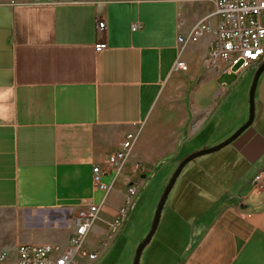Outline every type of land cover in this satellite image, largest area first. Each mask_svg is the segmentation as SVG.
<instances>
[{"label":"crops","instance_id":"0c3cea01","mask_svg":"<svg viewBox=\"0 0 264 264\" xmlns=\"http://www.w3.org/2000/svg\"><path fill=\"white\" fill-rule=\"evenodd\" d=\"M97 17L105 21L101 39ZM197 20L209 30L178 45L177 35ZM218 20L213 0H0V211L14 214L0 233L6 260H15L19 244L65 247L75 212L90 201L101 204L84 245L96 250L139 160L183 151L194 140L191 151L217 141L211 133L233 81L221 82L224 74L203 60ZM134 22L140 27L131 30ZM99 40L105 47L95 51ZM177 58L187 65L178 80L183 102L177 117H162L164 130L156 133L172 145L160 155L147 142L148 155L135 139L120 172L103 177L110 190L99 192L92 166L106 167L125 133L142 127V135L163 113L182 74L173 68ZM254 104V118L264 124V70ZM226 146L182 169L138 264H264V182L261 189L248 182L264 165V127L260 132L251 123ZM117 232L97 261L107 257Z\"/></svg>","mask_w":264,"mask_h":264},{"label":"built area","instance_id":"2783aa9c","mask_svg":"<svg viewBox=\"0 0 264 264\" xmlns=\"http://www.w3.org/2000/svg\"><path fill=\"white\" fill-rule=\"evenodd\" d=\"M214 11L219 20L210 29L212 39L208 44L203 60L206 66L213 68L218 74L234 76L231 84L250 68H256L264 60V0H213ZM105 21L97 17L95 32L99 39L103 34ZM140 27L138 22L131 24L130 29ZM209 30L204 20H197L190 27L185 36L177 35V44L195 43ZM105 42L97 41L93 48L100 51ZM174 69L185 71L187 65L177 58ZM136 139L135 132L125 133L119 147L107 157V166L93 165L91 168V181L96 190L106 194L111 183L103 180L107 174L113 177L120 172L124 159L129 153L132 143ZM248 182L255 189H261L264 182V165L256 169L249 177ZM136 194V184L130 181L126 185L124 200L116 209L113 217L107 222L106 237L99 241V248L106 244L108 238L122 226L129 207ZM100 203L87 202L74 214L73 227L68 237V243L60 248L48 243L19 244L15 248L16 264H85L94 262L103 255L99 248L90 250L84 245L85 237L98 217ZM7 258V252L0 250V262Z\"/></svg>","mask_w":264,"mask_h":264},{"label":"rangeland","instance_id":"374dc122","mask_svg":"<svg viewBox=\"0 0 264 264\" xmlns=\"http://www.w3.org/2000/svg\"><path fill=\"white\" fill-rule=\"evenodd\" d=\"M252 68L248 69L245 73H248L247 76L243 80V76L238 80V82H235L232 84L231 88L227 91L226 95L221 99L219 103V110H218V116L216 117V127L213 130V133L211 131L209 133L214 134L211 136V138L214 136V138L217 139L216 142L212 143L211 145L225 139L230 134H232L239 126H241L247 117V108H248V88L250 86L251 78H252ZM181 75L176 77L175 79V86L173 88V91L169 92L167 96H165L166 99L165 102H163V113H161L159 116L154 117V119L146 125V127L142 132V127H139L138 131L136 132V140H139V138L142 140V146L140 151L144 154H150V148L148 146H145V143L152 142V145L155 152L160 154L162 152V148L164 146L168 147V145H172L169 141L166 140L167 137L165 135L156 136V133L159 131V128L162 130L163 127L159 123L162 121V117L164 116H170V117H177L179 113L178 107L182 105L183 98L181 96V84L180 81L185 77V71H181ZM234 79L233 75L230 74H224L221 76L220 81L223 83L230 82ZM165 113V114H164ZM255 116L254 121L252 122L253 127H255L258 131L261 132L262 128L264 127L263 123L258 124V119ZM262 124V125H261ZM223 125H225V128L223 129ZM164 130V129H163ZM217 130V132H216ZM216 132V133H215ZM208 134V130L203 134L206 136ZM167 141V142H166ZM195 140L189 144H186L183 151L175 152L174 154H171L172 152H167L165 155L158 156L156 158H153V160L149 162L141 161L139 160L135 168L138 172V175L135 176V184L136 187L139 189L137 190V201L136 203L133 202L129 207L128 214L120 227L119 231L116 233L117 236H113L110 243H108V255L104 260L96 261V262H90L89 264H131L133 257H134V251L138 244V242L144 237V235L147 233L153 213L156 207V203L159 199V196L162 192V189L164 185L166 184L168 177L170 176L171 172L173 171L174 167L178 163V161L181 159V156H184L192 150V145L195 144ZM164 145V146H163ZM210 146V145H208ZM228 146L222 147L218 151L198 156L195 159L191 160L184 166V168L187 166H190L194 164L195 161H202L201 159H210L218 153L222 152L225 148ZM157 148V149H156ZM154 153V152H153ZM161 155V154H160ZM180 158V159H179ZM165 166V171L159 172L156 171L157 168ZM183 168V169H184ZM153 171V174L151 173ZM183 171L179 174V176L176 179V183H174L173 188L175 187L178 182H180V179L183 177ZM156 183V187L154 188V194L152 197H150L148 194V190L152 185ZM173 190V189H172ZM172 190L170 191L168 195L169 197L172 193ZM166 206V204H165ZM14 214L10 211H0V233L1 230L6 228L8 226V222L11 216ZM4 237H0V241L3 240ZM91 242V241H90ZM91 244V243H89ZM6 249L1 248L0 250ZM0 264H16L15 260L7 259L3 262H0ZM88 264V263H87Z\"/></svg>","mask_w":264,"mask_h":264},{"label":"water","instance_id":"95a60500","mask_svg":"<svg viewBox=\"0 0 264 264\" xmlns=\"http://www.w3.org/2000/svg\"><path fill=\"white\" fill-rule=\"evenodd\" d=\"M264 70V60L256 67V69L253 72L252 78H251V82H250V86L248 88V108H247V117L245 122L239 126L232 134H230L228 137H226L225 139L210 145V146H206V147H202L196 150L191 151L190 153L186 154L184 157H182L178 163L176 164V166L174 167L173 171L171 172L170 176L168 177V180L166 182V184L164 185L162 192L159 196V199L156 203V207L153 213V217H152V221L150 224V227L147 231V233L144 235V237L138 242L135 251H134V257L133 260L131 262V264H138L139 262V257H140V253L143 250V248L149 243L153 233L155 232V229L158 225L159 222V218H160V214H161V210L165 204V201L167 199V196L170 192V190L172 189L177 177L179 176L180 172L182 171V169L184 168V166L190 162L191 160L195 159L198 156H202V155H206L215 151H218L219 149H221L222 147L228 145V144H233L234 141L243 133L245 132L249 126L251 125L253 118H254V108H255V104H254V93H255V88H256V84L258 81V78L260 76V74L262 73V71Z\"/></svg>","mask_w":264,"mask_h":264},{"label":"flooded vegetation","instance_id":"af4514ba","mask_svg":"<svg viewBox=\"0 0 264 264\" xmlns=\"http://www.w3.org/2000/svg\"><path fill=\"white\" fill-rule=\"evenodd\" d=\"M255 69H256V68H255ZM255 69H254V70H255ZM254 70H253V72H254ZM253 72H252V75H253Z\"/></svg>","mask_w":264,"mask_h":264},{"label":"trees","instance_id":"16d2710c","mask_svg":"<svg viewBox=\"0 0 264 264\" xmlns=\"http://www.w3.org/2000/svg\"><path fill=\"white\" fill-rule=\"evenodd\" d=\"M188 164V163H187ZM181 173V172H180Z\"/></svg>","mask_w":264,"mask_h":264}]
</instances>
